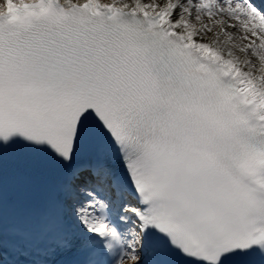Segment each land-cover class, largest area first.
I'll use <instances>...</instances> for the list:
<instances>
[{
    "label": "snow or ice",
    "instance_id": "obj_1",
    "mask_svg": "<svg viewBox=\"0 0 264 264\" xmlns=\"http://www.w3.org/2000/svg\"><path fill=\"white\" fill-rule=\"evenodd\" d=\"M0 264H264V0H0Z\"/></svg>",
    "mask_w": 264,
    "mask_h": 264
}]
</instances>
